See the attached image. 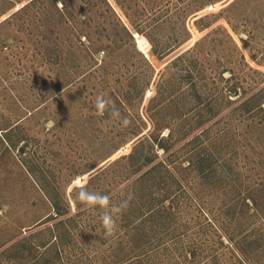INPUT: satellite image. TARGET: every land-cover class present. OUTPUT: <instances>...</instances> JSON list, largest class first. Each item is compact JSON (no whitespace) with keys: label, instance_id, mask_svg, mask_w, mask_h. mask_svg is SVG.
<instances>
[{"label":"rangeland","instance_id":"obj_1","mask_svg":"<svg viewBox=\"0 0 264 264\" xmlns=\"http://www.w3.org/2000/svg\"><path fill=\"white\" fill-rule=\"evenodd\" d=\"M259 104L264 0H0V264H264ZM75 180L132 195L113 235Z\"/></svg>","mask_w":264,"mask_h":264},{"label":"clouds","instance_id":"obj_2","mask_svg":"<svg viewBox=\"0 0 264 264\" xmlns=\"http://www.w3.org/2000/svg\"><path fill=\"white\" fill-rule=\"evenodd\" d=\"M94 114L103 117L106 113L112 119H120L119 109L115 103L106 98L103 93H100L95 98ZM131 121L127 117L121 120L122 126H128ZM49 128L55 126V122H49ZM76 187L74 188L75 199L86 209H101L103 210L100 215L101 224L103 227V236L107 238L114 234L117 223L115 216L122 213L129 206L132 195L129 194L126 199L114 204L110 194L101 193L96 191H89L86 184L81 181L75 180Z\"/></svg>","mask_w":264,"mask_h":264},{"label":"trees","instance_id":"obj_3","mask_svg":"<svg viewBox=\"0 0 264 264\" xmlns=\"http://www.w3.org/2000/svg\"><path fill=\"white\" fill-rule=\"evenodd\" d=\"M63 4L66 6L67 5V0H63ZM135 30L136 31H138V32H142V33H144L145 34V29L143 28V25L142 24H138L137 26H136V28H135ZM147 36L150 38L151 36H149V34H147ZM150 40L153 42V44L155 45V42H154V40H153V38L151 37L150 38ZM155 51V50H154ZM189 74V76H191V72H189L188 73ZM160 92H161V90H160ZM234 93H238V89L237 88H235L234 89ZM252 98L250 97V98H244V99H242L240 102H241V104L242 105H244L245 107H247V108H249L252 104H251V102H252ZM260 105V108L261 109H264V108H262V105L261 104H259ZM253 108H256L257 107V105H253L252 106ZM252 107L251 108H249L248 110H250V109H252ZM198 115V118H197V120L195 121V123H196V125L198 126H202V125H205L204 126V128L203 129H206L208 126H210L209 124H210V121H211V115L209 114H197ZM197 117V116H196ZM154 123L156 124V125H158V127L157 128H161V127H165V126H168V124H166V123H160L159 121H157V120H155L154 121ZM193 126V125H192ZM169 128H170V132L168 133V134H166V133H164V134H157V135H154V134H150V139H151V141L153 142V143H155V145H157V146H160V147H162L163 148V150L164 151H167V154H173L172 153V151L176 148V146H177V144L176 143H172V147L167 143V141L166 140H169V139H174L173 138V135H174V132H173V128L171 127V126H169ZM209 128V127H208ZM187 129H189V128H187ZM182 139H186V140H189V141H191V139H190V137H189V135L188 134H184L183 135V138ZM144 152L145 151H139L138 150V144H137V146L136 147H134V149H133V151H131V153H130V160H131V162H132V164L134 165V168L135 167H137V166H139L140 167V165L142 164V161H144V160H146V159H148V156L147 155H145L144 154ZM192 157V156H191ZM152 158H149V160H151ZM156 168H153L152 170L150 169V171H153V170H155ZM170 170H168V172H169ZM145 172H147V171H145ZM144 174V173H143ZM143 180V179H142ZM59 212V211H58Z\"/></svg>","mask_w":264,"mask_h":264}]
</instances>
